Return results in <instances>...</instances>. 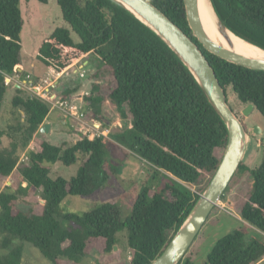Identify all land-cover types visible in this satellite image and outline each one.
<instances>
[{"label": "trees", "instance_id": "16d2710c", "mask_svg": "<svg viewBox=\"0 0 264 264\" xmlns=\"http://www.w3.org/2000/svg\"><path fill=\"white\" fill-rule=\"evenodd\" d=\"M149 1L197 43L223 88L227 91L232 87L242 104L255 105L264 116V71L207 51L189 26L184 0ZM212 1L233 33L264 49V0ZM57 2L70 28L57 27L47 36L37 58L46 70L64 73L92 56L98 66L92 75L95 83L84 96L88 104L81 110L89 120L103 123L106 102H112L125 123L115 140L166 175L169 183L160 191L144 187L125 220L111 202L83 213L65 212L63 202L105 190L116 175L117 167L109 159L113 133L110 138L82 135L70 145H53L46 138H36L35 148L30 150L51 106L15 88L12 104L17 125L0 130V138L8 135L13 140L10 148L0 150V182L17 171L27 186H7L0 193V249L6 250L0 264H23L25 243L39 249L52 264H81L94 249L111 253L119 244L131 253L130 264H151L166 249L215 175L228 142L227 126L188 67L132 13L111 0ZM24 25L21 0H0V111L9 87L5 74L12 75L24 66ZM74 90L57 95L69 100L75 96ZM23 151L27 158L20 161ZM58 162L81 165L71 179L52 178V165ZM245 170L242 162L236 174ZM252 176V194L240 209L246 227L219 239L207 256L208 264H264V160ZM39 192L41 213L25 200ZM248 228L255 235L248 237ZM124 231L126 240L118 237ZM179 264L194 263L186 254Z\"/></svg>", "mask_w": 264, "mask_h": 264}, {"label": "rangeland", "instance_id": "374dc122", "mask_svg": "<svg viewBox=\"0 0 264 264\" xmlns=\"http://www.w3.org/2000/svg\"><path fill=\"white\" fill-rule=\"evenodd\" d=\"M21 9L25 20L22 31L24 60L28 67L33 62L40 65L46 74L41 76L42 74H35L33 71L26 70V72L32 74L35 80L39 81L49 72V69L46 70L37 58L43 40L57 27L70 28V26L64 21L57 0H49L47 4H43L38 0H21ZM72 37L79 41L76 33L72 32ZM96 65L92 56L88 60H80L62 74L59 81L60 87L57 92L60 94L62 90L75 89L76 95L78 93L84 94L91 90L93 83H95L92 75L98 67ZM81 74H84V77H81ZM226 93L229 104L242 122L245 123L248 130V145L243 158V163L247 170L240 171L235 175L230 189L225 192L218 206L213 209L188 250L187 256L191 258L194 264H208L207 256L219 239L241 227H246L240 216V209L250 198L253 191L252 171L257 169L264 160V116L257 109L246 115L244 113L246 106L240 102L232 87H228ZM16 95L15 87L9 86L0 111V130H7L9 126L17 125V117L13 112L14 107L12 104ZM74 97L71 100L72 104H75V100H77ZM83 104H86V100L84 103L75 105L76 108L82 109L85 106ZM104 115L105 123L110 125L113 133L109 141V159L116 165L117 173L108 181L105 190L97 191L91 197H71L62 203V209L65 212L83 213L91 211L101 203L111 202L117 205L122 219L125 220L132 214L134 202L142 193L144 187L154 186L155 190L160 191L162 187L169 183V180L166 175L157 171L155 167L144 161L137 153L115 140L114 135L120 132L125 123L112 102H106ZM46 122H52L51 132L41 135L38 131L34 135L28 149L35 148L36 138H46L53 145H70L82 137V132L78 129V127H81V123L77 119L66 117L59 110L51 109ZM257 127L261 129L260 133L256 132ZM12 141L8 135L1 137L0 150L10 148ZM26 158V152H20V161H24ZM80 165L81 163L78 162L72 166H65L58 162L52 165L51 177L62 176L66 179H71L77 174ZM19 185L27 186L25 182L19 180V175L16 171L11 178L0 182V193L6 191L7 186L16 189ZM39 193L30 195L25 199L35 206L37 213L43 211L42 196L41 192ZM255 233L253 229L248 228V237L255 235ZM118 237L126 240L127 232L124 231L118 234ZM5 252L6 250L0 249V256L5 254ZM130 262L131 253L124 249L123 244H119L111 253H103V251L94 249L82 259L81 264H130ZM23 264H52V262L45 258L39 249L29 243H25Z\"/></svg>", "mask_w": 264, "mask_h": 264}, {"label": "water", "instance_id": "95a60500", "mask_svg": "<svg viewBox=\"0 0 264 264\" xmlns=\"http://www.w3.org/2000/svg\"><path fill=\"white\" fill-rule=\"evenodd\" d=\"M111 1L132 13L175 52L196 78L208 100L219 113L228 129L227 146L215 175L204 192L200 194L191 213L174 235L166 249L151 263L179 264L187 254L213 209L218 206V203L243 162L248 145V130L229 104L226 90L221 85L215 69L202 49L190 38V36L149 0ZM184 3L189 26L194 36L198 38L207 51L234 64L253 70L264 71V58L248 57L237 52L234 49L230 37L226 33L224 34H226L225 37L228 39L230 48H226L209 37L202 24L199 11V0H184ZM209 3L222 32L227 31L233 33L220 19L213 1L209 0ZM243 40L264 51L263 48L245 39ZM255 109V105L249 104L246 106L244 113L248 115ZM50 129L51 124L49 122H44L40 128V133L49 134ZM256 132L260 133L261 129L257 127Z\"/></svg>", "mask_w": 264, "mask_h": 264}, {"label": "built area", "instance_id": "2783aa9c", "mask_svg": "<svg viewBox=\"0 0 264 264\" xmlns=\"http://www.w3.org/2000/svg\"><path fill=\"white\" fill-rule=\"evenodd\" d=\"M25 72L26 71L21 68L12 75L5 74V84L7 86L23 89L33 96L49 103L51 109L61 111L68 118L77 119L78 122L81 123V127H78V129H80L79 131L82 132V135L90 139H94L97 136L110 138L112 134L111 127L105 123V121L102 123L89 120L86 112L82 111L80 108H76V105L71 103L73 98L63 100L58 97L57 90L63 73L57 72L55 69L51 68L45 77L36 81L32 74ZM81 77H84V74H81ZM89 94L90 91H87L82 94L81 97Z\"/></svg>", "mask_w": 264, "mask_h": 264}, {"label": "bare ground", "instance_id": "6f19581e", "mask_svg": "<svg viewBox=\"0 0 264 264\" xmlns=\"http://www.w3.org/2000/svg\"><path fill=\"white\" fill-rule=\"evenodd\" d=\"M199 11H200V16H201L204 29L213 41L220 43L226 48H230L228 39L225 37V35L227 34L230 37V40L232 41L234 49L237 52L244 54L245 56H248V57L264 58L263 50L251 44H248L243 39L239 38L233 33H230L227 31L222 32L219 24L217 23L212 13L209 0H199Z\"/></svg>", "mask_w": 264, "mask_h": 264}, {"label": "crops", "instance_id": "0c3cea01", "mask_svg": "<svg viewBox=\"0 0 264 264\" xmlns=\"http://www.w3.org/2000/svg\"><path fill=\"white\" fill-rule=\"evenodd\" d=\"M88 62V61H87ZM23 69H25V70H27V71H33L35 74H42L41 76H43V75H45L46 73H45V70L43 71L42 69L43 68H41L40 67V65H38V64H35L34 62L33 63H31V65H30V67H28V64L26 63V61L24 60V66H23ZM64 74V73H63ZM89 91H91V90H89ZM81 95H82V93H78V94H76L75 95V99H77V100H75L76 101V103L75 104H81V103H84V101H85V99H84V97H81ZM86 104H88V102L86 101ZM86 104H83V105H86ZM80 107V106H79ZM50 124H51V128L53 127V124H52V122H50ZM51 132V131H50Z\"/></svg>", "mask_w": 264, "mask_h": 264}, {"label": "flooded vegetation", "instance_id": "af4514ba", "mask_svg": "<svg viewBox=\"0 0 264 264\" xmlns=\"http://www.w3.org/2000/svg\"><path fill=\"white\" fill-rule=\"evenodd\" d=\"M244 123V122H243ZM244 125H245V123H244ZM245 127H246V125H245ZM247 128V127H246Z\"/></svg>", "mask_w": 264, "mask_h": 264}]
</instances>
